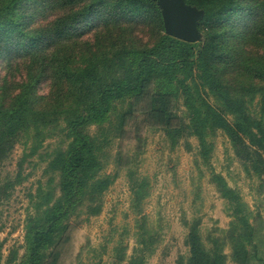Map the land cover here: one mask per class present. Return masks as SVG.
Returning a JSON list of instances; mask_svg holds the SVG:
<instances>
[{"label":"trees","instance_id":"16d2710c","mask_svg":"<svg viewBox=\"0 0 264 264\" xmlns=\"http://www.w3.org/2000/svg\"><path fill=\"white\" fill-rule=\"evenodd\" d=\"M182 1L200 10L201 41L165 34L156 0H0V60L20 70L18 79H0V163L20 138L27 148L21 158L33 155L56 128L64 141L46 164L58 174L57 195L37 187L23 221V253L18 260L15 249L3 260L0 253V264H52V249L64 239L71 219L99 213L102 194L116 177L103 171L106 147L130 121L135 143L121 165L133 213L132 245L127 252V243L115 239L104 261L107 235L96 246L87 243L85 257L79 248L75 264H145L160 241L158 223L151 225L141 211L149 188L147 177L136 170L141 124L159 129L170 147L195 137L204 163L211 147L207 137L221 130L245 173L263 172L264 0ZM136 25L150 29L154 39L137 43L131 36ZM234 25L239 44L226 46ZM230 69L241 71L237 80L227 78ZM43 83L45 94L39 92ZM255 97L258 108L252 111ZM119 157L117 151V164ZM209 181L230 220L219 233L209 230L204 236L198 218L183 220L187 253L177 255L175 264L228 259L250 264L251 258L264 264L251 224L261 214H252L219 173L209 171ZM11 186L2 183L0 195Z\"/></svg>","mask_w":264,"mask_h":264},{"label":"rangeland","instance_id":"374dc122","mask_svg":"<svg viewBox=\"0 0 264 264\" xmlns=\"http://www.w3.org/2000/svg\"><path fill=\"white\" fill-rule=\"evenodd\" d=\"M182 3L185 4L183 1ZM195 10L198 11L199 18L200 10L196 8ZM232 22L237 23L235 20ZM151 33L150 29L137 25L131 30L133 39L141 44L150 43L154 39ZM239 33L240 30L234 25L233 31L225 36L229 41L224 40L227 43L226 46H231L232 41L238 43ZM91 34L87 36L91 38ZM197 35L198 40L201 41L203 36L198 30ZM250 49L248 46L247 50ZM227 59H232V57ZM222 60L225 59L222 58ZM236 65L237 62H233L231 66ZM232 70L230 69L227 73V78L235 81L241 71ZM4 75L8 77V81L18 79L20 70L15 67V64L7 67L5 62L0 60V79ZM47 89V83L39 86L40 93L45 94ZM255 99L256 97L250 105L252 111H257L258 108L257 104L254 105ZM134 125L130 121L122 136L112 139L106 147L108 157L103 171L105 173L115 172L116 177L102 194L99 213L89 216L86 220L82 219V215L74 220L71 219V226L66 231L64 239L52 249L56 254L52 264H75V255L79 248H82L81 257H85V245L88 243L90 246H96L103 242L107 235H110V238L106 246L107 253L102 257L104 261H108V249L119 237L127 243V252L129 251L132 245L133 213L129 206L125 165L121 163L134 146ZM137 133L143 141L141 153L137 157L136 170L139 174L145 175L149 183L148 194L141 204V211L147 216L151 225L156 227L158 223L160 227V241L145 264H175L177 255L187 253V248L183 243L186 233V227L182 224L183 220L198 218V229L201 236L209 230L217 234L227 227L230 217L226 214L225 201L219 197L209 181V171L219 173L228 186L236 189L252 214L256 211L261 214L253 216L251 224L255 231L254 239L259 247V251L257 248L256 251L264 257L262 247L264 170L258 176L251 171L250 174L245 173L241 161L234 154L230 141L221 130H216L213 135L207 137L211 147L205 160L206 163L202 162L199 156L197 140L193 136L183 137L174 147H170L159 129L141 124ZM22 139L20 138L14 144L8 157L0 163V186L6 180L12 183L11 188L6 189L4 195H0L2 260L13 249L17 251V260L23 253V221L26 213L32 209L37 187L44 191L52 189L54 196L58 193V174L50 172L46 164L53 150L63 146L62 132L58 128L53 130L52 135L45 138L33 155L24 158H21V155L27 151V148L23 145ZM117 151L120 155L118 159L120 164H117L113 158ZM225 251L227 252L228 249L225 248ZM253 262L254 259L251 258L250 264H254ZM225 264L235 263L228 259Z\"/></svg>","mask_w":264,"mask_h":264},{"label":"water","instance_id":"95a60500","mask_svg":"<svg viewBox=\"0 0 264 264\" xmlns=\"http://www.w3.org/2000/svg\"><path fill=\"white\" fill-rule=\"evenodd\" d=\"M164 33L178 39L198 40L196 21L198 11L181 0H156Z\"/></svg>","mask_w":264,"mask_h":264}]
</instances>
